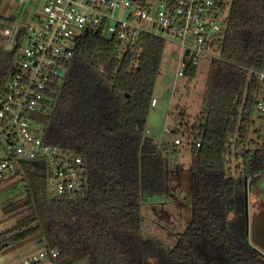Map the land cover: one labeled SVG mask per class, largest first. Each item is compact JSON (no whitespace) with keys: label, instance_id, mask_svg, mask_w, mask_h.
<instances>
[{"label":"trees","instance_id":"1","mask_svg":"<svg viewBox=\"0 0 264 264\" xmlns=\"http://www.w3.org/2000/svg\"><path fill=\"white\" fill-rule=\"evenodd\" d=\"M223 25L218 55L209 58L206 107L182 132L190 143L192 216L172 246L141 230L142 197L167 190L165 157L145 133L166 39L144 33L120 55L101 30L81 33L65 75L49 83L33 115L45 140L83 156L87 184L49 196L43 163L23 162L27 213L0 232L1 243L39 234L58 249L55 264H264V145L250 146L249 138L261 88L256 72L264 69V0H226ZM22 37L19 30L10 43L0 35V94ZM196 70L191 60L184 75ZM251 191L259 205L250 239Z\"/></svg>","mask_w":264,"mask_h":264},{"label":"built area","instance_id":"2","mask_svg":"<svg viewBox=\"0 0 264 264\" xmlns=\"http://www.w3.org/2000/svg\"><path fill=\"white\" fill-rule=\"evenodd\" d=\"M17 1L31 4L34 11L26 21H16L14 13L12 24L0 17V35L9 41L23 32L12 73L0 94V183L11 173L22 176L23 162L39 161L45 166L46 190L52 197L83 190L87 166L74 149L45 140L33 115L44 107L49 83L65 75L81 33L101 30L114 37L120 55L144 33L163 37L179 46L177 75L183 76L189 61L218 45L226 16V0ZM256 73L264 79V69ZM156 102L153 97L150 105ZM256 108L264 111V100ZM173 143L180 140L174 138ZM1 239L0 264H40L59 252L44 245L8 262L13 253Z\"/></svg>","mask_w":264,"mask_h":264},{"label":"rangeland","instance_id":"3","mask_svg":"<svg viewBox=\"0 0 264 264\" xmlns=\"http://www.w3.org/2000/svg\"><path fill=\"white\" fill-rule=\"evenodd\" d=\"M31 4L17 0H1L0 16L13 12L17 15L16 21H26L33 15ZM176 43L165 41V46L156 77L153 97L157 102L150 106L147 115L145 133L151 136L158 144L166 161L167 190L163 194L142 197L141 230L144 237L160 240L168 247L172 246L178 235L185 229L191 219V202L189 199V168L191 160L190 143L185 130L186 124H192L196 116L206 107L207 72L209 58L218 55L217 45L207 47V53L200 55L195 63L196 74L189 79L186 75L178 76ZM258 100H264V79L257 94ZM254 125L249 138L254 144L264 145V111L255 110ZM179 127L178 133L172 130ZM178 138L180 143L174 144ZM238 162L232 159L234 166ZM263 189L258 193H249L248 205V234L251 239L253 206H257L258 199H264ZM25 182L21 176L11 173L0 183V232L11 227L24 216L27 211L21 210L25 196ZM258 197V199H257ZM262 201V200H261ZM262 214V212H260ZM44 246L39 234L8 244L6 249L13 253L8 262L15 261L22 256L38 252ZM40 264H55L54 261H44ZM77 264H83L82 262Z\"/></svg>","mask_w":264,"mask_h":264},{"label":"water","instance_id":"4","mask_svg":"<svg viewBox=\"0 0 264 264\" xmlns=\"http://www.w3.org/2000/svg\"><path fill=\"white\" fill-rule=\"evenodd\" d=\"M11 18H15V14L14 13H11L9 15ZM12 42V38L10 39V43ZM9 43V45H10ZM245 216L248 218V204H247V201L245 202Z\"/></svg>","mask_w":264,"mask_h":264},{"label":"crops","instance_id":"5","mask_svg":"<svg viewBox=\"0 0 264 264\" xmlns=\"http://www.w3.org/2000/svg\"><path fill=\"white\" fill-rule=\"evenodd\" d=\"M44 244V243H43Z\"/></svg>","mask_w":264,"mask_h":264}]
</instances>
